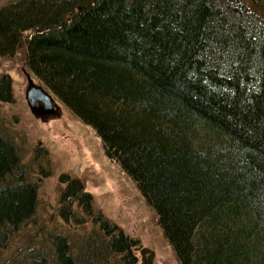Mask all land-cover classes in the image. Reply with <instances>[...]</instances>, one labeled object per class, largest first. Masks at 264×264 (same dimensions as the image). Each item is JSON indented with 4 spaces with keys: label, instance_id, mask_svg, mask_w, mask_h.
Listing matches in <instances>:
<instances>
[{
    "label": "trees",
    "instance_id": "obj_1",
    "mask_svg": "<svg viewBox=\"0 0 264 264\" xmlns=\"http://www.w3.org/2000/svg\"><path fill=\"white\" fill-rule=\"evenodd\" d=\"M19 53L180 264H264V0H16L0 7V58ZM13 99L2 74L0 103ZM39 149L27 161L0 110V256L40 206ZM59 183L62 230L36 229L4 264H152L80 181Z\"/></svg>",
    "mask_w": 264,
    "mask_h": 264
},
{
    "label": "rangeland",
    "instance_id": "obj_2",
    "mask_svg": "<svg viewBox=\"0 0 264 264\" xmlns=\"http://www.w3.org/2000/svg\"><path fill=\"white\" fill-rule=\"evenodd\" d=\"M12 1L16 0H0V7ZM25 73L29 72L24 66L22 53L9 60L0 58V75L9 76L14 98L11 103H0V110L5 119L6 134L18 144L27 161L37 156L39 148L47 151L46 159H39L42 158L39 155L38 159L43 160L42 165L49 172L38 179V210L27 227L16 233L14 240L2 251L0 264L14 256L22 248L27 235L36 229L45 232L62 230L64 222L57 212L60 191L64 188V183H59V176L63 174L80 181L84 191L91 196L93 207L152 253V264H180L154 211L120 167L106 157L95 132L57 100L59 117L41 122L30 114L24 98L27 88ZM30 77L36 85H41L32 75Z\"/></svg>",
    "mask_w": 264,
    "mask_h": 264
},
{
    "label": "water",
    "instance_id": "obj_3",
    "mask_svg": "<svg viewBox=\"0 0 264 264\" xmlns=\"http://www.w3.org/2000/svg\"><path fill=\"white\" fill-rule=\"evenodd\" d=\"M27 88L24 93L26 105L30 114L41 122L59 117L55 110H59L55 97L51 92L36 85L29 74L25 73Z\"/></svg>",
    "mask_w": 264,
    "mask_h": 264
},
{
    "label": "flooded vegetation",
    "instance_id": "obj_4",
    "mask_svg": "<svg viewBox=\"0 0 264 264\" xmlns=\"http://www.w3.org/2000/svg\"><path fill=\"white\" fill-rule=\"evenodd\" d=\"M56 113H58V110H55Z\"/></svg>",
    "mask_w": 264,
    "mask_h": 264
}]
</instances>
